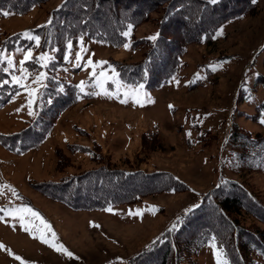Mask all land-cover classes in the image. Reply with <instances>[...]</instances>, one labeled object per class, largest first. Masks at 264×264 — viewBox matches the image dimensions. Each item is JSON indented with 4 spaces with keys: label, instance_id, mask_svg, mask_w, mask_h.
<instances>
[{
    "label": "rangeland",
    "instance_id": "rangeland-1",
    "mask_svg": "<svg viewBox=\"0 0 264 264\" xmlns=\"http://www.w3.org/2000/svg\"><path fill=\"white\" fill-rule=\"evenodd\" d=\"M62 1L48 0L22 15H0V44L16 33L29 40L23 34L36 35L32 30L45 25L49 13ZM255 2L250 14L222 23L208 42L191 41L180 57L176 74L158 88L144 87L138 96H125L129 89L112 79L104 83L109 94H103V89L95 85L98 79L112 77L109 65L115 68V61L142 59L145 40L159 33L161 11L151 12L147 20L132 26L130 31L127 27L124 32H129L125 36L128 49L123 47L125 43L114 47L85 36L83 43L80 38L71 43L65 54L68 59L64 56L55 77L75 87L86 82L79 102L59 113L52 130L37 147L17 153L0 144V208L27 205L51 225L55 236L31 214H24L23 224L19 214L15 219L6 216L0 221V244L4 245L0 248V264H21L15 256L25 264H128L131 257L171 233L169 229L177 226L176 221L185 210L200 203L224 179L243 183L264 206V168L240 174L238 148L233 149L227 141L232 123L244 131L264 134V125L259 123L264 119V109H259L264 103V0ZM29 41L33 43L34 59L25 61L26 73L20 71V61L29 48L0 49V67L9 68L4 81L10 88H17L6 103H0L1 134L14 135L42 123L39 117L45 101L38 100L47 71L41 66L44 62L37 63L36 58L42 52L54 57V49L42 50L41 42L36 46ZM77 54L81 56L79 61ZM9 58L12 67L7 64ZM89 59L94 68L88 64ZM98 61L108 63L99 65ZM101 72L105 75L100 76ZM88 92L101 94H85ZM144 92L148 95L144 96ZM149 98L154 102H149ZM169 105L173 106L171 110ZM101 162L146 172L168 171L188 189L98 210H72L39 190L40 184L63 181L97 168ZM5 185L15 189L16 194ZM109 207L112 211H105ZM239 221L246 228L251 224L261 230L264 227L246 215ZM25 227L30 231L26 232ZM41 237L48 243L41 242ZM50 244H62L73 256ZM251 258V264H264V252L253 253ZM192 259L193 264H230L214 239Z\"/></svg>",
    "mask_w": 264,
    "mask_h": 264
},
{
    "label": "trees",
    "instance_id": "trees-1",
    "mask_svg": "<svg viewBox=\"0 0 264 264\" xmlns=\"http://www.w3.org/2000/svg\"><path fill=\"white\" fill-rule=\"evenodd\" d=\"M47 1L0 0V15L2 12L26 14ZM255 4V0H219L216 4L209 0H63L49 13L45 25L32 30L40 36L42 50L54 49L38 100V103L45 101L39 117L42 123L38 128L25 127L14 135L0 133V144L17 153L37 147L52 130L59 113L79 102L80 90L55 77L56 69L64 63L69 41L75 43L85 36L119 47L126 41L121 33L129 24L135 26L147 20L151 12L161 11L160 35L155 42L145 40L142 59L113 63L122 82L143 83L146 89H155L176 74L180 57L191 41L204 39L208 42L219 25L250 14ZM0 46L1 50H11L31 48L33 43L16 33L8 35ZM7 77L0 67L1 104L17 91L16 87L10 88L4 83ZM259 107L263 110L264 103ZM227 141L233 149L238 148L240 174L264 168V134L244 131L232 123ZM101 163L97 168L63 181L40 184L39 190L72 210H98L188 189L168 171L146 172L140 168L124 169L109 162ZM202 199L197 204L199 207L177 219V226L171 233L165 234L150 250L147 248L131 257L128 264H179L182 261L193 264V256L211 239L216 241L230 264H251V254L264 252V227L261 230L258 225L251 224L246 228L239 221L246 215L264 226V206L243 183L224 179Z\"/></svg>",
    "mask_w": 264,
    "mask_h": 264
},
{
    "label": "snow or ice",
    "instance_id": "snow-or-ice-1",
    "mask_svg": "<svg viewBox=\"0 0 264 264\" xmlns=\"http://www.w3.org/2000/svg\"><path fill=\"white\" fill-rule=\"evenodd\" d=\"M209 2L212 3V4H216V3L219 2V0H209ZM2 14H3L4 16H8L10 13H9V12H2ZM49 23H50V21H49ZM131 28H132V25L129 24V25H128V29H129V31L131 30ZM121 34L124 35V36H128V35H129V32L126 31V32H123V33H121ZM217 34H219V33H217ZM23 35H24L26 38H28L29 40L34 41L35 44H36V46H40L41 38H40L39 35H31V34L28 33V32H25ZM159 35H160V34L157 33V34H155V35L149 37L148 39H150V40H152V41L155 42V41L158 39ZM80 41H81V43H83V36L80 37ZM67 47H68L69 49L72 47L71 41H69ZM123 47H124L125 49H128V48L130 47V45H129L128 43H125V44L123 45ZM32 59H34L33 56H32V49L29 48V49L27 50V52L25 53V55H24V60H21V61H20V66H21V67H20V71H21V72H25V73H26V72L28 71V69L24 67V64H25V61H29V60H32ZM52 59H53V57L50 56L48 53H46V52H42L41 55L39 56V58H36V62H37V63H40L41 61H43L44 63H42L41 66L44 67V68H47V67H48V63H50V62L52 61ZM65 59H68V57L65 56ZM2 60H3V53H0V61H2ZM76 60H77V61L81 60V56H80L79 54L76 55ZM107 63H108L107 61H98V62H96V64H99V65H104V64H107ZM7 64H8L9 67H12V66H13V61H12L11 58L8 59ZM88 64H89V65H93V61H92L91 59H89V60H88ZM76 66L79 67L80 65L77 64ZM94 67H95V65H93V68H94ZM109 67H110L111 70H112V77H105V81H100V80L98 79V80H97V83H96V85H95V86L100 87V88L103 89V94H109L108 91H107V89L104 88V83L106 82L107 79H112L113 83H117V84H120L121 86L127 87V88L129 89V91H126V92H125V96H128L130 93L133 94V95L138 96V95L144 90V87H145V86H144L143 83H138V84L131 85V86H125V85H122L121 82L118 81V80L116 79L117 77H119L120 74H119L118 72H116L115 68L112 67L111 65H109ZM3 70H4L5 72H7V71L9 70V68L6 67V68H4ZM42 75H45V74H44V73H40V76H42ZM93 75H95V71H93ZM104 75H105V74H104L103 72L100 73V76H104ZM146 75H147V71H145V76H146ZM40 76H37V77H36V80H37V81L40 79ZM13 81L16 82V83H19V80H18V78H16V77H13ZM4 83H8V81H4ZM85 84H86L85 81H81L80 84L77 85L76 87L79 88L81 92H84V87H83V86H84ZM60 91H63V88H62V87L60 88ZM85 94H87V95H100L101 93H98V92H88V93H85ZM143 94H144V96H147V95H148L146 92H144ZM78 98H79V97H78ZM122 102H123V101H122ZM137 102L139 103V99H137ZM149 102H154V101H151L150 98H149ZM141 106H143V105H141ZM169 108H170V110H171V109L173 108V106H172V105H169ZM29 114L31 115L32 113L30 112ZM259 123L262 124V125H264V119H261V120L259 121ZM4 187H9V190H10L14 195L16 194V193H15V189H11L10 186H6V185H5ZM0 195H2V193H0ZM196 207H199V205H194V206H192L191 208L186 209V210H185V211H186V214H187L188 212H192V211H194ZM105 211H109V212H111V211H112V208L109 207V208L105 209ZM0 212L4 213L3 216H0V221H3V220L5 219L6 216H12V218L15 219V218H17V215H16V214H19V221L21 222V224H23L24 214H31V216L40 219L41 223L45 226V228L48 229L49 232H51L52 236H55V233L52 232V230H51V225H49V224L47 223V221L44 220V218L40 215V213H38L37 211H35V210H33L32 208L28 207L27 205H24V206L19 207V208H13V209L0 208ZM137 214H139V211L137 212ZM129 215H133V213L129 212ZM97 227H98V226H97ZM175 228H176V225L174 224L173 227H172V229H169V231H172V230H174ZM24 230H25L26 232H29V231H30L28 227H25ZM34 238H35V237H34ZM41 242H43V243H48V240H46V239H44L43 237H41ZM153 243L155 244L156 242L154 241ZM49 246H50V247H55V249H56L57 251H63V252H64L67 256H69V257H72V256H73V254H72L70 251H68L66 248H64V246H63L62 244H61V245H58V246H56V245H51V244H50ZM3 247H4V245L0 244V248H3ZM150 249H151V246H149V250H150ZM9 254L12 255L11 250H9ZM15 259H16V260H20V261H21V264H25V262L22 260L21 257H19V256H15ZM218 264H219V262H218ZM225 264H227V262H225Z\"/></svg>",
    "mask_w": 264,
    "mask_h": 264
},
{
    "label": "crops",
    "instance_id": "crops-1",
    "mask_svg": "<svg viewBox=\"0 0 264 264\" xmlns=\"http://www.w3.org/2000/svg\"><path fill=\"white\" fill-rule=\"evenodd\" d=\"M163 230H165V229H163ZM163 230H162V231H163ZM162 231H161V232H162Z\"/></svg>",
    "mask_w": 264,
    "mask_h": 264
}]
</instances>
